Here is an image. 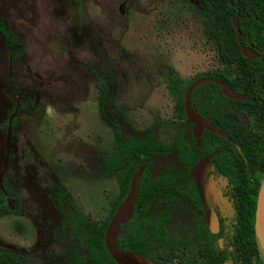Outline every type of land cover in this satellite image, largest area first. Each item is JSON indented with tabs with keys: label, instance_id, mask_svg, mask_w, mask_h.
<instances>
[{
	"label": "rangeland",
	"instance_id": "rangeland-1",
	"mask_svg": "<svg viewBox=\"0 0 264 264\" xmlns=\"http://www.w3.org/2000/svg\"><path fill=\"white\" fill-rule=\"evenodd\" d=\"M179 8L178 0H0L8 35L0 32V189L20 199L17 214L0 215V264H69L77 245L57 204L67 209V196L103 223L119 194L102 167L115 131L163 140L180 95L174 82L216 66L197 30L180 31Z\"/></svg>",
	"mask_w": 264,
	"mask_h": 264
},
{
	"label": "flooded vegetation",
	"instance_id": "flooded-vegetation-1",
	"mask_svg": "<svg viewBox=\"0 0 264 264\" xmlns=\"http://www.w3.org/2000/svg\"><path fill=\"white\" fill-rule=\"evenodd\" d=\"M178 3L182 34L197 30L218 60L195 80H221L241 99L225 96L221 87L223 97L194 96L193 111L223 135L191 122L183 102V111L163 121L164 139L155 138L165 145L155 206L159 231L155 223L142 224L144 245L135 247L150 264H264L256 231L264 178V0H226L224 18L205 14L212 8L202 0Z\"/></svg>",
	"mask_w": 264,
	"mask_h": 264
},
{
	"label": "trees",
	"instance_id": "trees-1",
	"mask_svg": "<svg viewBox=\"0 0 264 264\" xmlns=\"http://www.w3.org/2000/svg\"><path fill=\"white\" fill-rule=\"evenodd\" d=\"M202 1L206 3L205 8L207 10L212 8V12L210 10L204 12L210 14V16L214 13L217 16L222 15L223 11L220 8L227 4L226 0ZM0 32L4 37L8 36L2 25H0ZM224 56L225 54L222 53L220 58L222 59ZM189 85L190 82L187 81H176L172 85L173 90L180 94L176 105L177 110L183 111L182 96ZM195 95H212L215 96V99L219 96L223 97L220 86L211 82L203 83L192 91L190 104L193 103ZM206 100L209 99L206 98ZM15 124L16 120L13 119L12 127ZM115 137H122L120 138L122 140H116L115 138V141L111 143V148L106 151L102 159L104 171L107 174L114 175L119 189V194L106 220L101 224H97L85 218L67 196L64 197V204L67 209L64 208L63 204H57V209L63 218L62 230L70 227L72 238L77 245V249L72 250L69 254V264H86L88 261L96 263L101 259L103 260V258H107L112 264H115L106 249L104 233L110 219L127 195L131 179L138 173H140V184L133 217L120 226L121 232L116 238L117 245L119 249L124 251L141 252L135 246L138 244L144 245L143 231L147 230V226L142 224L155 223L157 230L155 232L159 231L158 225L161 217L158 207L155 206L159 204L162 189V172L159 160L162 157L165 145L156 141L152 133L144 138H129L124 135L120 136V133L115 131ZM9 197L16 199L17 206L15 209L9 205ZM19 201L17 192L3 184V189H0V215L17 214ZM144 254L147 255L146 252ZM4 255L12 263H17L18 258H20L8 251Z\"/></svg>",
	"mask_w": 264,
	"mask_h": 264
},
{
	"label": "water",
	"instance_id": "water-1",
	"mask_svg": "<svg viewBox=\"0 0 264 264\" xmlns=\"http://www.w3.org/2000/svg\"><path fill=\"white\" fill-rule=\"evenodd\" d=\"M248 56L251 57L253 55L249 54ZM205 82H211L219 85L221 87L222 93L230 98L241 99V96H239L236 92H234L225 82L215 78H201L195 80L189 85V87L186 89L184 93L183 104L188 119L191 122H194L198 126L207 127L211 131L223 135V133L220 132L217 128H215L213 125L206 122L204 119L200 118L191 108L190 96L192 91L197 86ZM15 114H16V109L8 119L9 130L7 134V149H9L10 147V129L12 127V120ZM139 184H140V173L136 174L131 179L128 193L125 196V198L122 200L120 205L118 206L112 218L110 219L104 233V243L106 249L109 255L111 256V258L117 264H150L151 263L145 256H143L140 253L133 251H124L119 249L116 242L117 235L121 232L120 226L130 221L133 217L134 207L138 197ZM1 189H3V185L1 186ZM256 231L259 241L264 250V178L258 194V205H257V213H256Z\"/></svg>",
	"mask_w": 264,
	"mask_h": 264
}]
</instances>
